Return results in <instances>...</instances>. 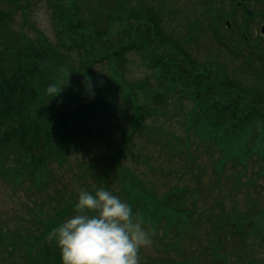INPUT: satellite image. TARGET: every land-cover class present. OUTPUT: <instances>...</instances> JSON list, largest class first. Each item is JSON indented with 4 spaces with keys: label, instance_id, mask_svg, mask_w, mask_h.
I'll return each mask as SVG.
<instances>
[{
    "label": "rangeland",
    "instance_id": "obj_1",
    "mask_svg": "<svg viewBox=\"0 0 264 264\" xmlns=\"http://www.w3.org/2000/svg\"><path fill=\"white\" fill-rule=\"evenodd\" d=\"M55 1L59 3L65 0ZM145 1L138 2L133 12L129 6L127 11L121 10V15L115 14L114 18L109 20V6L102 10L104 14H98L95 11L99 7L92 0H87V9L93 10L94 13L89 12L86 19L88 22L94 18L100 21L99 28L102 31L108 29L117 41L135 42L142 36L145 45L154 52V55L162 58L161 64L177 63L185 69L188 58H193L195 63H209V72L217 73L222 80L227 75L237 86L247 90V94L251 89L258 88V85L264 89V56L259 55L264 53V39L260 34L264 15L250 17L248 28L251 35L247 40L241 32L245 21L242 10H237L236 14L232 11L234 5H238L241 0H222L221 7L217 9L220 15L218 23L210 16L209 5L205 0H148L145 6L159 12L162 25L168 33L174 38H186L188 48L184 46V39L182 45L190 55L179 59L178 57L184 54L175 50L169 52L165 46L156 43L159 39L153 34L150 37L134 28L135 20L131 15L141 12ZM245 2L248 11L253 12L261 8L258 0ZM11 7L16 12L14 16L16 19L11 25L13 39L18 41L19 47L25 48L26 54L31 53L35 47L40 46L43 49L51 47L54 51L48 52L63 58L64 63H60L58 67L64 74L69 75L70 82L67 84L64 78L58 79L59 90L93 88L103 91V96L111 101L102 115L99 114L91 120L87 126L90 128L85 127L82 131L77 145L78 153L63 164L57 176L58 186L46 191L48 197L50 195L55 197L53 203L58 210L51 224L60 216L63 220L73 214L80 190L86 189L91 192L89 188H96L101 169L120 148L125 128L130 129L133 124L135 116L127 108L128 105L118 86L108 77L107 69L112 63L114 78L118 79L119 84L128 87L137 100V106L145 114L144 121L132 141V147H128L127 154L130 156L126 158L122 155L117 167L114 164L109 166L111 170L107 171L106 178L100 179L101 187H106L113 194L120 196V182L123 180L115 177V171L123 169L124 172L128 171L133 175L136 173L138 182L145 185L148 191H155L159 198L164 197L169 190L178 189V194L168 198L170 205L174 207L179 208L180 200L190 197L191 193L186 207L191 208L194 204L197 207V202L200 206L195 214L188 215L186 222L191 228H187L189 231L185 236L175 227L177 238L174 232H169L162 239H153L151 246L140 249V264L149 259L169 258V254L158 250L167 245L172 246L170 254L172 259L190 263L197 253L201 259L196 260V264H212L213 257L209 256L208 261L205 252L213 251L214 245L212 247L208 238H215L219 226L226 235H230V240H226L225 247L221 249L220 256L214 264H264V127L262 126L257 137H254L250 135L258 123L244 124L241 131L243 136L237 140L236 145L243 148L248 155L237 148L236 153L230 155V158H223L218 144L210 139L212 137L199 136L187 124V112L194 103L181 101L176 93L171 92L164 80L165 72L158 70L160 72L158 75L156 70L146 67L140 52L133 49L127 51L124 58L118 56L122 59L120 63L123 61L122 65L112 56L109 59L108 55L104 56L106 58L100 54L91 55V60L97 61L92 69L91 61L84 54L86 50H66L60 44L55 33L53 9L49 0H14ZM227 13L230 14L227 16ZM227 18L232 22L230 27L225 23ZM214 29H218L220 36L239 49L240 54H230L229 48L222 47L213 36ZM97 42L94 44L89 40L87 52L99 48L101 42L107 43L105 39L102 41L99 39ZM117 44L115 51H125L124 46L129 45L120 41ZM253 50L256 55H252ZM170 53L173 55H169ZM167 71L173 73L169 67ZM152 89L160 93V101L164 102L160 107L162 111L156 109V113L151 111L154 103L148 97ZM252 143L260 145L261 149L249 148ZM220 161L226 163L221 165ZM180 189H183V192L188 191V195L180 197ZM42 191L44 193V190ZM10 192L13 190L6 188L5 184L0 185V220L12 229H21L27 239L26 226L27 222L31 221L28 220L31 207L36 205L34 200L42 201L46 196L43 193H33V189L28 188L27 184L16 188L14 193L16 201L9 196ZM68 202H73L71 210H68V207L64 208ZM46 205L47 203L44 204L45 207ZM43 212L40 209L41 214L38 218L41 221L44 219ZM220 216L223 219L228 218L224 219L225 225L224 221H219ZM35 231L37 232V229ZM192 231L194 234L198 233L200 237L195 236V240L187 239ZM157 233L162 235L161 230ZM35 246L37 241L32 239L23 242L20 247L22 249L12 254L10 250L1 252L0 264H35L36 262H29L26 256V249L31 251ZM222 251H226L225 257Z\"/></svg>",
    "mask_w": 264,
    "mask_h": 264
},
{
    "label": "trees",
    "instance_id": "obj_2",
    "mask_svg": "<svg viewBox=\"0 0 264 264\" xmlns=\"http://www.w3.org/2000/svg\"><path fill=\"white\" fill-rule=\"evenodd\" d=\"M86 1L65 0L57 3L54 0L52 3V0H49L53 9L52 19L59 42L66 50H86L84 54L91 61L92 69L97 61L91 60V55L100 54L103 57L108 55L109 59L112 56L120 63L122 59L118 56L124 58L127 51L141 50L149 65L158 72V75H160L159 71H164V79L169 80L174 86L181 84L184 94L196 100L187 113V124L192 130H195L201 137L203 135L212 137L210 139L218 144L223 158H230V155L236 153L237 148L248 155L243 148L236 145V142L243 136L241 131L244 124L258 123L250 135L254 137H257L258 130L262 126L264 127V89L260 85L258 88L251 89L247 94V90L237 86L227 75L222 80L214 72L205 74L196 72V65L190 58H188V65L185 69L177 63L164 62L161 64L162 58L154 55V52L145 45L142 36L138 37L135 42L119 40L120 43H129V45L124 46L125 51H115L119 41L109 33L108 29L102 31L99 28L101 22L95 18L91 22L87 21V14L94 13V11L87 9ZM92 1L99 7L95 11L98 14H104L102 10L109 6V20H112L115 14L121 15V10L127 11L129 6L133 12L134 7L141 0ZM147 1L143 4L141 12L131 15L135 20L133 21L134 28H137L139 33L150 37L153 34L155 38L159 39L156 43L165 46L169 52L182 49L181 39L174 38L165 30L159 12L151 7H146ZM258 1L261 8L253 12L246 10V2L243 3V7L236 4L233 7V13L236 14V11L241 9L246 17L243 28H241L244 35L249 32L244 28L249 25L250 17H254L256 14L264 15V0ZM221 2L222 0H206L209 5L208 11L216 22L220 20L217 9L221 7ZM13 3L14 0H0V185L5 184L6 188L13 190L9 196L15 201L17 200L14 195L16 188L23 187L24 184L33 189V193H43L42 190H44L43 194L46 198L42 201L34 200L36 205L31 207V215L28 216V220L31 221L27 222L26 226L27 239L21 229H12L0 220V253L10 250V254H12L22 249L20 247L23 242L35 239L37 246L31 251L26 249L29 262L62 264L59 248L54 240L48 238L49 231L62 221V217H58L51 224L58 210L53 203L55 197L52 195L48 197L46 191L53 186H58L59 171L63 164L70 159V155H76V142L81 138L82 131L85 127L90 128L87 126L90 125L91 120L99 114L102 115L103 110L108 108L111 101L103 96V91L100 92L93 88L85 87L72 91L59 90L58 79L64 78L67 84L70 82L69 75L64 74L58 67L60 63H64L63 58L48 52V50L54 51L51 47H46V49L40 46L39 48L35 47L29 54H26L25 48L19 47L18 41L13 39L11 28V22L16 19L14 17L16 12L11 7ZM229 14L227 13V16ZM99 39L101 41L105 39L107 43L99 42L101 44L99 48L87 52L89 40L97 44ZM247 62L249 63L248 60ZM111 65L110 69L114 74V65ZM168 67L171 68L172 74L168 73ZM91 68L89 69L91 70ZM113 83L118 86V89H122L117 78L113 80ZM124 95L135 116L134 121L130 129L125 128L117 153L101 169L96 188H89L93 193L101 187L100 179L106 178L107 171L111 170L109 166L114 164L117 167L120 156L124 155L126 158L130 156L127 154L128 147L132 146V141L144 121L145 113L139 109L135 96L126 86ZM148 97L154 103L151 111L153 113H156V109L162 111L160 107L164 105V102L160 101V93L152 89L148 93ZM249 148L261 149L260 145L254 143ZM224 163L226 162H219L221 165ZM135 175L137 176L136 173ZM135 175L128 171L124 172L123 169L115 171V177L123 180L120 182L121 193L119 195L132 204L134 212L141 213L155 226L156 233L153 239H162L169 232H174L177 238L178 233H176L175 227L179 229V233L181 231L185 236L189 231L187 228L190 227L186 222L188 215L195 214V211L200 208L198 202L197 207L196 204L191 208L186 207L192 193L190 197L181 199V206L177 208L170 205L168 198L178 194V189L169 190L164 197L159 198L155 191H148L145 185L138 182ZM185 195H188V191L183 192V189H180V197ZM72 207L73 202H68L64 206L68 210H71ZM40 209L46 214H43V221L38 218V215L41 214ZM224 219L228 220L226 217ZM224 219L220 216L219 221H224L225 225ZM49 221L50 223H48ZM159 230L162 231V235H158L157 231ZM195 236L199 237V234H194L192 231L187 239L195 240ZM224 237L225 232L219 226L215 238H208L211 245L216 248L217 255L212 253L214 257L218 256V250L222 246ZM226 238L228 239L229 236ZM166 247L169 258L154 260L152 264H188V261L172 259L170 256L172 246ZM209 254L210 252H208V257ZM208 257L206 258L210 261ZM198 259L201 257L195 253L190 264L192 262L196 264Z\"/></svg>",
    "mask_w": 264,
    "mask_h": 264
},
{
    "label": "clouds",
    "instance_id": "obj_3",
    "mask_svg": "<svg viewBox=\"0 0 264 264\" xmlns=\"http://www.w3.org/2000/svg\"><path fill=\"white\" fill-rule=\"evenodd\" d=\"M155 226L127 200L106 187L80 190L72 215L53 227L48 238L62 264H140V249L151 246Z\"/></svg>",
    "mask_w": 264,
    "mask_h": 264
},
{
    "label": "water",
    "instance_id": "obj_4",
    "mask_svg": "<svg viewBox=\"0 0 264 264\" xmlns=\"http://www.w3.org/2000/svg\"><path fill=\"white\" fill-rule=\"evenodd\" d=\"M262 31L264 32V27H263Z\"/></svg>",
    "mask_w": 264,
    "mask_h": 264
}]
</instances>
